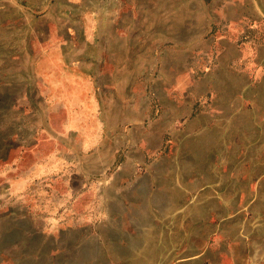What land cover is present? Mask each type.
<instances>
[{"label":"rangeland","instance_id":"obj_1","mask_svg":"<svg viewBox=\"0 0 264 264\" xmlns=\"http://www.w3.org/2000/svg\"><path fill=\"white\" fill-rule=\"evenodd\" d=\"M0 264H264V0H0Z\"/></svg>","mask_w":264,"mask_h":264},{"label":"crops","instance_id":"obj_2","mask_svg":"<svg viewBox=\"0 0 264 264\" xmlns=\"http://www.w3.org/2000/svg\"><path fill=\"white\" fill-rule=\"evenodd\" d=\"M69 31H71V30L69 29ZM70 40H71V41H70L71 43H74V42H73L74 40H72V39H70ZM72 47H73V45H72ZM77 47H78L80 50L82 49L81 46H77ZM81 61H82V59L79 58L78 62H81ZM71 63H74V61H72ZM82 63H83V62H82ZM225 202H226V200L224 201V203H225ZM225 206H226V205H224V207H225Z\"/></svg>","mask_w":264,"mask_h":264}]
</instances>
